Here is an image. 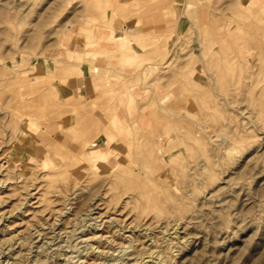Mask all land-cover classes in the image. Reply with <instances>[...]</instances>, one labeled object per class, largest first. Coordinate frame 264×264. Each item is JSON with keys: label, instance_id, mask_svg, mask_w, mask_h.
I'll return each instance as SVG.
<instances>
[{"label": "rangeland", "instance_id": "obj_1", "mask_svg": "<svg viewBox=\"0 0 264 264\" xmlns=\"http://www.w3.org/2000/svg\"><path fill=\"white\" fill-rule=\"evenodd\" d=\"M0 125V264H264V0H0Z\"/></svg>", "mask_w": 264, "mask_h": 264}, {"label": "bare ground", "instance_id": "obj_2", "mask_svg": "<svg viewBox=\"0 0 264 264\" xmlns=\"http://www.w3.org/2000/svg\"><path fill=\"white\" fill-rule=\"evenodd\" d=\"M58 89V88H57ZM26 95V94H25ZM27 103V102H26ZM28 104H32V103H29L28 102ZM59 105V104H58ZM3 106V105H2ZM46 106V105H45ZM59 107V106H58ZM22 108V107H21ZM11 110H9V114L8 115H10V112ZM19 112H21V111H19ZM29 112H31V111H29ZM40 116V115H39ZM30 118V117H29ZM43 120H45V119H43ZM19 123H20V121H19ZM21 124V123H20ZM1 126V125H0ZM21 126V125H20ZM19 126V127H20ZM43 126V125H42ZM41 126V127H42ZM73 127H74V125H73ZM11 128V127H10ZM21 128H22V126H21ZM20 128V129H21ZM1 129V128H0ZM23 129V128H22ZM3 131V130H2ZM17 131H18V129H17ZM23 131H25L24 129H23ZM23 131H19V134H17V133H15L14 134V141L16 142L15 144H16V149H17V151L19 152V151H29V150H33L32 151V153L33 152H35L36 154H35V156L37 155V157H39V158H41L40 160H42L43 158H42V155H40V154H38V151H37V149H35L34 147H32V146H30V144H29V142L26 140V139H24L25 137H26V134H24V133H22ZM5 132H7V131H5ZM14 132H16V131H14ZM26 133V132H25ZM11 135H13V132H11L10 133ZM5 135H6V133H5ZM11 135H9V137H11ZM3 136H4V134H3ZM9 137H7V138H9ZM1 138V137H0ZM6 138V139H7ZM5 138H3V140H4ZM1 141H2V139H0ZM10 138L8 139V141H7V143H9L10 142ZM6 142V141H5ZM2 143V142H1ZM14 143V142H13ZM18 146V147H17ZM13 147V146H12ZM3 148V147H2ZM59 150H60V148L59 149H56V150H53L52 152H51V155L53 156V157H57V158H60L61 159V157H62V154L60 155V152H59ZM2 151H3V149H2ZM15 151V150H14ZM63 152V151H62ZM45 153V152H44ZM2 154V153H1ZM24 154V153H23ZM64 157H65V155H63ZM101 158V157H100ZM100 158H98V159H100ZM64 159V158H63ZM90 159L91 158H88V160L90 161ZM93 159V158H92ZM44 162V161H43ZM15 166V165H14ZM13 166V167H14ZM105 166V165H104ZM38 167V166H37ZM17 169V168H16ZM10 170H12V169H10ZM13 170H14V168H13ZM14 172V171H13ZM12 174V173H11ZM17 210V209H16ZM158 258V257H157ZM160 260V259H159ZM153 261V260H152ZM159 263V262H158Z\"/></svg>", "mask_w": 264, "mask_h": 264}]
</instances>
